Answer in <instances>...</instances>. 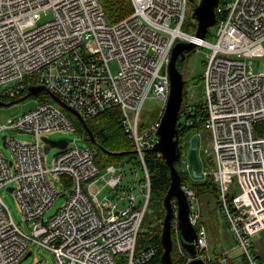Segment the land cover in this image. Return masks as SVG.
Here are the masks:
<instances>
[{
    "label": "built area",
    "instance_id": "2783aa9c",
    "mask_svg": "<svg viewBox=\"0 0 264 264\" xmlns=\"http://www.w3.org/2000/svg\"><path fill=\"white\" fill-rule=\"evenodd\" d=\"M131 1L133 11L110 23L101 0H0V99L23 97L30 85L43 84L86 121L119 107L143 171L145 197L136 204L133 192L120 194L123 166L111 163L101 170L92 147L78 143L84 134L67 138L48 167L44 137L55 130L78 129L59 106L43 100L0 123V264L21 261L33 253L34 245L51 251L57 264H117L119 253L127 254V264H146L158 255L159 245L137 250V243L151 197L146 152L159 139L171 87L168 65L179 40L195 41V50L209 48L201 111L189 90L183 106L185 123L202 120L211 132V148L203 144L199 148L197 141L199 178L213 175L219 206L234 239L248 264H261L252 237L264 230V135L257 134L256 126L264 119V68L249 70L248 60L264 57V0H219L214 42L182 29L189 0ZM50 13L51 18L40 22ZM111 61L119 64L116 74ZM151 94L163 105L156 119L146 123L141 111ZM13 131L35 139H18L10 135ZM196 135L199 140L203 131ZM192 138L181 142V177L193 175L188 158ZM2 143L11 150L12 160L4 156ZM203 155L212 159V167ZM55 180L64 183L63 191H58ZM11 185L27 229L15 221L1 194ZM103 187L109 191L100 199ZM182 187L197 230V257L228 264V250L217 257L206 254L208 229L198 196L188 180L182 179ZM60 194H67L65 202L45 218ZM172 204V228L178 231L176 198ZM33 264L46 263L39 259Z\"/></svg>",
    "mask_w": 264,
    "mask_h": 264
},
{
    "label": "rangeland",
    "instance_id": "374dc122",
    "mask_svg": "<svg viewBox=\"0 0 264 264\" xmlns=\"http://www.w3.org/2000/svg\"><path fill=\"white\" fill-rule=\"evenodd\" d=\"M200 0H195V3H199ZM193 6L189 2L187 5V12L184 18V22L182 25V29L188 33L194 34L197 29V20L192 17ZM51 13L48 15H44L40 22L45 21L51 18ZM218 24L215 22L208 27V30L204 36L206 40L209 42H214L217 38ZM209 52L208 47H200L199 50H190L186 52V59L182 61L180 65V69L183 72V76L185 81L187 80V89L191 94H193V98L197 101L201 102L203 100V79L202 74L205 67V60L207 59V53ZM111 70L114 74L119 71V64L117 61L110 62ZM264 68V57H254L252 58V62L248 60V69L253 70L254 72H259ZM45 90L43 92H39L37 94H31L23 99H18L11 102L9 105H0V123L7 122L10 118H15L21 115L24 112H27L34 107H36L40 102L46 100L48 98L49 101L54 102L57 106H59L69 117H71L77 124L78 116L72 113L70 110L60 105L58 102L54 100L53 97H45ZM49 94V92H47ZM51 96V94H49ZM163 105V101L159 98L154 97L152 94L146 99L142 111L141 117L144 122L151 123L153 122L157 115L158 111ZM180 121L185 123V114L179 119ZM256 126L260 128V132L258 134L264 135V119L257 122ZM203 136L198 140V147L200 148L201 144H203V148L212 146L211 132L209 129L203 127ZM82 132L78 129L75 132H70L67 130H55L47 134L50 138H62L66 137L69 139L79 138ZM11 136H15L21 140L33 141L35 137L29 133H25L23 131H13L10 133ZM81 145L91 146L94 153L97 152V146L94 142H90L88 139H79L78 141ZM2 151L4 156L12 160V152L9 148L4 146L2 143ZM60 148L56 145H52L49 151L46 152L45 159L48 167L53 166L55 155L59 152ZM186 152V151H185ZM201 153V151H200ZM109 156V155H107ZM202 156V153H201ZM209 167L211 166L212 159L210 157H206L203 155L202 157ZM110 162L116 165L123 166V176L124 180L119 188L120 194L127 195L128 193L133 192L137 196L136 204L143 203L145 201V197L142 193V183H143V171L141 169V165L137 157L132 156L131 154H122L118 157L110 156ZM135 178H137V182H134ZM204 179V178H203ZM14 185V184H12ZM54 185L58 189V191H63L65 189V185L62 181L55 180ZM99 185H103V180L100 181ZM109 191L108 187H103L102 191L98 194V197L102 199L104 195ZM1 194L6 201L12 216L15 221L24 229H27V220H25L22 211L20 209L19 203L16 199L13 190H9L7 187L1 189ZM67 198V194H60L53 201L51 207L46 211L45 218H48L52 215L56 209L63 205ZM199 207L202 214V220L208 228V248L206 250V254L217 257L223 250H226L230 246L231 249L229 252V263L228 264H246L245 262V254L241 247L237 244V241L234 239L232 234H229L228 238L225 237V231L227 230L225 226V218L222 214V211L219 206V199L215 193L205 192L198 195ZM156 211V207L150 206L147 211V216L152 211ZM159 222V221H158ZM163 227V225H162ZM174 245H176L179 251L183 250V247L180 244L179 234L176 229L174 233L172 231ZM232 256L234 259H232ZM39 259L45 261L46 264H57L53 253L44 248L36 249L35 245L33 248V253L28 257L23 258L21 261L14 262L13 264H33L37 262ZM213 264H220L217 260L214 261Z\"/></svg>",
    "mask_w": 264,
    "mask_h": 264
},
{
    "label": "water",
    "instance_id": "95a60500",
    "mask_svg": "<svg viewBox=\"0 0 264 264\" xmlns=\"http://www.w3.org/2000/svg\"><path fill=\"white\" fill-rule=\"evenodd\" d=\"M193 6L192 17L197 20V29L195 35L203 38L208 30V27L216 21L215 7L219 0H200L199 3H195V0H189ZM197 43L195 41H183L179 40L175 43L170 62L168 65V71L171 79L170 94L161 118V125L158 130L159 139L152 147V150H159L162 152L163 157L170 168L171 181L169 188L164 196V206L166 209L163 218V227L161 232V243L163 246V253L161 255V264H174L172 258V249L174 246V239L172 235L173 220L175 218V210L172 204V199L177 200V229L180 239V244L187 250L191 257L187 264H209L204 259L197 257L196 238L197 230L190 219V202L187 194L182 187L181 173L176 166V162H179L182 158V144L180 142V136L178 131V117L183 104L185 79L183 72L178 66V59L184 61L186 59V52L193 50ZM43 90L48 91L56 102L64 106L72 113L76 114L79 120L82 122L85 130L88 132L92 141L95 140L94 132L89 127L86 120L83 119L81 114L69 106L58 95L50 92L45 85H30L28 92L21 99L31 95L37 94ZM12 101H6L0 99V105H9ZM5 138V135H4ZM45 150L49 151L51 145L64 148L67 145V138H50L44 137ZM198 136L194 135L191 142V147L188 152L189 164L192 167V173L194 177H201L199 172L201 162L197 148ZM14 186H8L9 190H13ZM31 251L28 252L30 255Z\"/></svg>",
    "mask_w": 264,
    "mask_h": 264
},
{
    "label": "trees",
    "instance_id": "16d2710c",
    "mask_svg": "<svg viewBox=\"0 0 264 264\" xmlns=\"http://www.w3.org/2000/svg\"><path fill=\"white\" fill-rule=\"evenodd\" d=\"M106 17L110 23H115L122 18L126 17L133 11V4L131 0H101ZM178 66L182 64V60L178 59ZM203 77V74L202 76ZM203 79V78H202ZM187 80L185 81L184 88V99L183 104L178 117V131L180 136V142L191 139L198 131L202 130L203 124L202 120L190 125L180 121V117L183 114L184 101L188 95ZM43 92V91H42ZM45 97H52L46 92ZM11 99L10 101H15L20 99ZM48 100V98H46ZM202 102H197L198 111H201L200 107ZM121 109L119 107H112L103 111L102 113L87 120L89 127L94 132L95 142L91 140L88 132L85 130L82 122L77 119L76 127L82 134L86 136L90 142L96 144L97 152L94 153L95 160L101 170H105L106 167L111 164L110 156L118 157L122 154H131L134 157L138 155L134 149L131 138L128 136L124 129L121 121ZM203 119V114H202ZM76 123V122H75ZM260 128L257 127V134L260 132ZM109 155V156H107ZM139 160V159H138ZM146 162L149 168L151 177V197L149 200L148 208L150 206L156 207V211H152L147 216V211L143 222V231L138 238L137 250L145 248L150 245H159L160 252L151 261L146 264H161V255L163 253V246L161 243V232L163 225V218L166 212L164 206V196L169 188L171 176L170 168L166 163L163 156H158V154L153 150H148L146 152ZM180 162H176V166L179 167ZM213 166V161L211 166ZM182 179L188 180L196 191L197 196L201 193L212 192L217 195V187L213 178V175H208L203 178H196L194 175H188L182 173ZM159 221V222H158ZM174 228L172 231L174 233ZM172 258L174 264H187L189 260V253L185 248L179 251L176 245L172 249ZM245 262L248 261L245 257ZM117 264H127V254L119 253L117 255ZM213 264V263H209Z\"/></svg>",
    "mask_w": 264,
    "mask_h": 264
},
{
    "label": "crops",
    "instance_id": "0c3cea01",
    "mask_svg": "<svg viewBox=\"0 0 264 264\" xmlns=\"http://www.w3.org/2000/svg\"><path fill=\"white\" fill-rule=\"evenodd\" d=\"M225 223H226V221H225ZM225 226H227L226 227L227 230L224 233H225V237L228 238L229 234H232V233H231L227 223H226ZM207 236H208V232H207ZM207 243H208V239H207ZM252 244H253L254 252H255V254H256L257 258H258V261L261 264H264V230L258 232L257 234H255L252 237ZM231 247L233 248V246H230L226 250L229 251L231 249ZM230 257L232 259H234L232 256H230Z\"/></svg>",
    "mask_w": 264,
    "mask_h": 264
}]
</instances>
